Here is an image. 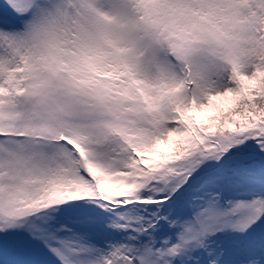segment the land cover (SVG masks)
I'll use <instances>...</instances> for the list:
<instances>
[{"label":"snow or ice","instance_id":"snow-or-ice-1","mask_svg":"<svg viewBox=\"0 0 264 264\" xmlns=\"http://www.w3.org/2000/svg\"><path fill=\"white\" fill-rule=\"evenodd\" d=\"M0 264H264V0H0Z\"/></svg>","mask_w":264,"mask_h":264}]
</instances>
